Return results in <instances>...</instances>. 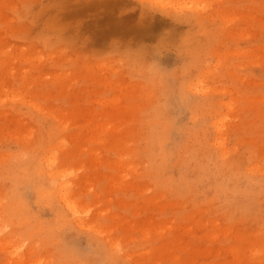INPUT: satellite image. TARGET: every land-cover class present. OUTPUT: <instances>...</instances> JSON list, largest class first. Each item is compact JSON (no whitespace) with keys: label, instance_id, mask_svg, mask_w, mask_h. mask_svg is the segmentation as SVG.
<instances>
[{"label":"rangeland","instance_id":"374dc122","mask_svg":"<svg viewBox=\"0 0 264 264\" xmlns=\"http://www.w3.org/2000/svg\"><path fill=\"white\" fill-rule=\"evenodd\" d=\"M0 58V264H264V0H0Z\"/></svg>","mask_w":264,"mask_h":264},{"label":"bare ground","instance_id":"6f19581e","mask_svg":"<svg viewBox=\"0 0 264 264\" xmlns=\"http://www.w3.org/2000/svg\"><path fill=\"white\" fill-rule=\"evenodd\" d=\"M219 58H221V55H219ZM218 58V59H219ZM1 59V58H0ZM1 60H3V59H1ZM221 61V60H220ZM77 71V70H76ZM228 73H229V71H228ZM71 74V73H70ZM205 74H207V72L205 73ZM203 75V74H202ZM205 76V75H204ZM209 76V75H208ZM206 78V77H205ZM58 80V79H57ZM204 80V79H203ZM193 86V85H192ZM59 88V87H58ZM190 88V87H189ZM20 93V92H19ZM21 94V93H20ZM256 100V99H255ZM260 100V99H259ZM253 101V100H252ZM235 102V101H234ZM232 103V102H231ZM230 103V104H231ZM235 105H236V103H235ZM226 106V105H225ZM234 106V105H233ZM110 107V106H109ZM108 107V108H109ZM232 107V105H229V108H230V110H228V109H226V110H228V111H231V109L233 108H231ZM115 108V107H114ZM113 108V109H114ZM110 109V108H109ZM112 109V108H111ZM121 110V109H120ZM233 110V109H232ZM77 111V110H76ZM109 111V110H108ZM113 111H116V110H113ZM119 113H121L120 111H119ZM113 115H115V113L113 114ZM98 116V115H97ZM94 117V116H93ZM96 117V116H95ZM119 118V117H118ZM81 119H83V118H81ZM116 119H117V115H116ZM94 120V119H93ZM100 120V119H99ZM98 120V121H99ZM57 121H61V120H58V119H56V122ZM67 120H65V122H66ZM88 121H90V124H91V126H96V129H93L94 131H95V133H94V136L92 137V138H96V141L98 140V137L100 136V134L98 133V128H99V124H97V123H95V125H92V123L93 122H91V120H88ZM101 121V120H100ZM111 121V120H110ZM116 121V120H115ZM120 121V120H119ZM216 121V120H215ZM222 121V120H221ZM63 122V121H62ZM65 122H63V126H66L67 127V125H64V123ZM94 122H96V121H94ZM103 122V121H102ZM113 122V121H112ZM68 123H70V122H67V123H65V124H68ZM84 123V122H83ZM87 123V122H86ZM108 124H109V122H107ZM107 123H105L106 125H107ZM60 124H62L61 122H60ZM74 124H76V123H74ZM73 124V126H77V125H74ZM89 124V125H90ZM102 124V123H101ZM105 124H103V126L105 125ZM110 124H112V123H110ZM118 124V123H117ZM214 124V123H213ZM222 124H224V123H222ZM221 124V126H223ZM79 125H80V123H79ZM86 125V124H85ZM88 125V124H87ZM86 125V127L85 128H89V129H91L90 127L91 126H87ZM120 125V124H119ZM62 126V128H65V127H63ZM81 126V125H80ZM83 126H84V124H83ZM101 126V125H100ZM110 126V125H109ZM216 126H217V130H216V132H222L221 130L222 129H220V123H217L216 124ZM105 127V126H104ZM103 127V128H104ZM112 127H118V126H113L112 125ZM61 128V129H62ZM81 128V127H80ZM87 128V129H88ZM106 128V127H105ZM110 128V127H109ZM68 129V128H67ZM216 129V128H215ZM220 129V130H219ZM86 130V129H85ZM92 130V131H93ZM108 130H110V129H108ZM219 130V131H218ZM93 131V132H94ZM223 131H225V128L223 129ZM101 133V132H100ZM65 134V133H64ZM93 134V133H92ZM91 134V135H92ZM98 134H99V136H98ZM217 134V133H216ZM221 135L222 134H218V136H220V138H221ZM217 136V135H216ZM66 137V136H65ZM61 138H62V136H61ZM218 138V137H217ZM217 138L215 139V141L217 140ZM222 139H223V137H222ZM58 140V139H57ZM59 140H60V138H59ZM62 140H65V138L64 139H61L60 141H59V143L60 144H65V143H63L64 141H62ZM68 140V139H67ZM90 140V139H89ZM99 140H101V139H99ZM103 140V139H102ZM220 140V139H219ZM62 141V142H61ZM93 141V140H92ZM95 141V140H94ZM93 141V142H94ZM218 141V140H217ZM221 141V140H220ZM220 141H218V142H220ZM68 142V141H67ZM100 142V141H99ZM121 142V141H120ZM59 143H55V148H56V146L59 144ZM92 143V142H91ZM98 143V142H97ZM217 143V142H216ZM221 143V142H220ZM222 143H223V141H222ZM215 144V143H214ZM219 144V143H218ZM63 145H61V146H63ZM66 146H67V144H65ZM53 146V145H52ZM59 147H60V145H58ZM65 146V147H66ZM216 146V145H215ZM218 147H219V145H218ZM217 147V148H218ZM53 148V147H52ZM58 148V147H57ZM67 149V148H64V147H61V149ZM221 148H224V147H221ZM60 149V148H59ZM59 149H57V150H59ZM60 149V152H64L63 150H61ZM223 150V149H222ZM67 150H65V152H66ZM64 152V153H65ZM55 153V152H54ZM89 153L91 154V152H90V150H89ZM98 153V152H97ZM96 153V154H97ZM225 153H226V151H225ZM224 153V154H225ZM228 153V152H227ZM49 154V153H48ZM56 154V153H55ZM65 154H67V153H65ZM89 154V155H90ZM121 154H123V153H121ZM262 154V153H261ZM57 155V154H56ZM95 155V154H94ZM98 155V154H97ZM96 155V156H97ZM55 155H53V157H51V153H50V157L48 156V157H46V159H45V161H46V164H47V167H48V169L49 170H53L52 169V167H53V165L55 164V162H57L56 160V158H58V157H54ZM65 156V155H64ZM68 156H69V154H68ZM222 156H224V155H222ZM221 156V157H222ZM226 156H228V155H226ZM92 157V156H91ZM91 157H90V159H91ZM94 157V156H93ZM45 158V157H44ZM59 158H61L60 156H59ZM89 159V158H88ZM98 159V158H97ZM224 159V158H223ZM65 160V159H64ZM86 160V159H85ZM92 160H93V158H92ZM91 160V161H92ZM63 161V160H62ZM62 161H60V164H61V166L63 165V162ZM64 166V165H63ZM60 167V166H59ZM93 167H95V166H93ZM92 167V168H93ZM47 169V170H48ZM63 169L65 170V171H58V170H55V171H50V172H47V173H45L46 174V177H48V179H50L51 180V182H53L54 183V181L55 180H58L59 181V179H62V182H60L59 184H57L58 185V188H56L54 191H52V189L51 190H49V193H47V194H45L46 195V197H48V198H50V197H52V196H55V197H58V199L60 200V202L62 203L61 205H62V209L63 210H65L70 216H71V218H72V220L74 221V223H76L77 224V226H79V227H81V228H85L84 226H85V224L87 225V227H88V223H85L86 222V220L84 221L83 219H84V216H88L89 215V213H90V209H89V207H88V209H85V208H87V207H83L82 205L83 204H81V202H80V204L77 202V201H75L74 200V198L72 197V195L71 194H73V193H71V186H74L73 184L71 185V184H69L70 182L68 181V183L64 180L65 178H67V176L68 175H72V173H73V171H72V169H71V171L72 172H70L69 170V168H68V170H66L67 168L65 167H63ZM77 171V170H76ZM74 172H75V170H74ZM78 172V171H77ZM44 173H41V171L39 172V175H45ZM74 174V173H73ZM212 180V179H211ZM57 182V181H56ZM52 183V184H53ZM56 184V183H55ZM210 185V184H209ZM37 187L38 188H41V183H40V181H38V184H37ZM215 188V187H214ZM216 190V189H215ZM46 191H48V190H46ZM76 193V192H75ZM76 196V195H75ZM51 199V198H50ZM44 200V199H43ZM80 201V200H79ZM32 210V209H31ZM43 211V210H42ZM111 219V218H110ZM112 220H114V219H112ZM88 221V220H87ZM101 221V220H100ZM115 221H117V218H116V220ZM91 222V221H90ZM103 222V221H102ZM118 222V221H117ZM94 223V222H93ZM119 223V222H118ZM121 223V222H120ZM111 224V226L108 224L107 226H110L111 228H112V226H113V223L111 222L110 223ZM92 225V224H91ZM89 226L88 228L89 229H92L93 231H95L96 230V232L98 233V235H100V236H102L103 237V235L105 236H108L107 234H110L109 232H110V230H111V228H110V230L108 231V232H106L105 230H104V227L103 226H101V230L98 228V227H100V226H98L97 228H98V231H97V229H96V224L94 225V226ZM117 227V226H116ZM80 229V228H79ZM88 229V230H89ZM108 229H109V227H108ZM112 229H114V228H112ZM96 233V234H97ZM61 234V233H60ZM95 242V241H94ZM96 243V242H95ZM107 243L109 244V242L107 241ZM233 247V246H232ZM232 247H230L229 246V248H232ZM110 249H114V251L116 252L118 249H119V244H110ZM236 249V248H235ZM234 249V250H235ZM264 249V248H263ZM263 249H259V251H258V253H257V256H260V255H262L263 253H264V250ZM109 250V249H108ZM111 251V250H110ZM114 251H111V252H114ZM114 252V253H115ZM20 255V254H19ZM24 255V254H23ZM107 255V254H106ZM21 256V255H20ZM15 257H17V256H15ZM22 257V256H21ZM20 258V257H19ZM19 258H16V259H18L19 260ZM100 258V257H99ZM22 259V258H21ZM23 259L25 260V259H27V258H24L23 257ZM28 259H30V256H29V258ZM27 259V260H28ZM24 260H22V261H24ZM30 260H32V259H30ZM30 260H28V262L30 263ZM37 260V259H36ZM41 260V259H40ZM39 260V261H40ZM20 261V260H19ZM38 261V260H37ZM36 261V262H37ZM43 261V260H42ZM41 261V262H42ZM27 262V261H26ZM27 262V263H28ZM108 262V261H107ZM23 263V262H22ZM26 263V264H27ZM28 263V264H29ZM31 263L33 264V263H35V261L34 262H32L31 261ZM17 264H20V263H17ZM24 264V263H23ZM41 264V263H40ZM43 264V263H42Z\"/></svg>","mask_w":264,"mask_h":264},{"label":"clouds","instance_id":"9594fccd","mask_svg":"<svg viewBox=\"0 0 264 264\" xmlns=\"http://www.w3.org/2000/svg\"><path fill=\"white\" fill-rule=\"evenodd\" d=\"M166 48V44L163 40L160 41V44L156 46V52L155 54L156 55H159L161 54ZM130 58H133V59H141L145 56V52L143 49H138V50H135V51H128L126 53ZM149 68L152 72L154 73H161L163 72L161 70V68L159 67L158 65V62H156L155 60L152 62V63H149Z\"/></svg>","mask_w":264,"mask_h":264}]
</instances>
